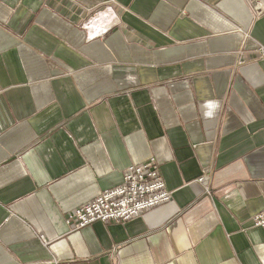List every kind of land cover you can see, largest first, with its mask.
<instances>
[{
    "label": "crops",
    "instance_id": "1",
    "mask_svg": "<svg viewBox=\"0 0 264 264\" xmlns=\"http://www.w3.org/2000/svg\"><path fill=\"white\" fill-rule=\"evenodd\" d=\"M264 0H0V264H264ZM154 158L172 200L72 231Z\"/></svg>",
    "mask_w": 264,
    "mask_h": 264
},
{
    "label": "built area",
    "instance_id": "2",
    "mask_svg": "<svg viewBox=\"0 0 264 264\" xmlns=\"http://www.w3.org/2000/svg\"><path fill=\"white\" fill-rule=\"evenodd\" d=\"M261 55L264 57V49ZM172 195L159 164L152 158L127 168L119 186L69 212L66 223L72 231H78L95 222H127L170 202ZM253 224L264 230V212L253 217Z\"/></svg>",
    "mask_w": 264,
    "mask_h": 264
}]
</instances>
